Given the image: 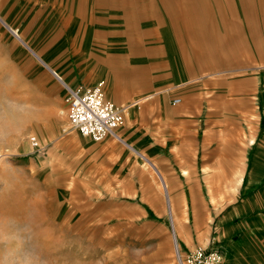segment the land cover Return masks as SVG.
I'll return each instance as SVG.
<instances>
[{
    "label": "rangeland",
    "instance_id": "1",
    "mask_svg": "<svg viewBox=\"0 0 264 264\" xmlns=\"http://www.w3.org/2000/svg\"><path fill=\"white\" fill-rule=\"evenodd\" d=\"M84 3L117 10L132 37L155 33L152 46L169 47L190 74L152 88L121 126L153 132L156 112L197 109L195 143L204 127L207 159L183 161L182 148L179 161L149 158L172 213L157 171L131 152L99 166L98 144L67 121L65 91L47 67L76 83L58 49L68 55L74 40L68 7L82 14ZM0 17V264H178L175 248L264 264V0H0ZM162 66H151L152 79ZM173 95L182 103L172 106Z\"/></svg>",
    "mask_w": 264,
    "mask_h": 264
},
{
    "label": "crops",
    "instance_id": "2",
    "mask_svg": "<svg viewBox=\"0 0 264 264\" xmlns=\"http://www.w3.org/2000/svg\"><path fill=\"white\" fill-rule=\"evenodd\" d=\"M93 6L95 7L92 11L91 3H84L82 14L80 9L75 11L73 5L69 6L67 10V17H70L67 18V26L71 29L70 34L73 35L74 40L70 36V45L66 52L68 55L62 56L60 48L58 55L59 59H71V64L76 67L74 69L76 83L68 84L69 86H92L97 82L104 81L106 98L117 106H126L125 114L129 119L136 105L135 102L141 98H152L156 93L153 89L174 87L190 81L188 80L190 74L182 75L181 71L175 68V62L171 60L173 53L168 49L169 47L152 46L151 42L157 38L155 33L149 35L145 32L144 36L142 34L137 38L134 35L132 37L131 34L125 33L124 24L121 22L120 13L117 10L109 11L105 5L99 3ZM3 21L0 17V22L8 29L7 23ZM56 41L61 45L59 38ZM58 43L57 45H59ZM154 64L157 69L159 65H166V67L162 66L166 68V73L160 79H152L151 66ZM83 78L89 82H83ZM194 96L199 98V95ZM175 97L171 96L170 103L171 99ZM189 98H193V94L186 95L184 99ZM179 99L181 102L180 97ZM186 104H188V100H186ZM184 109L186 110L185 115L180 117H177L176 112L174 113L172 110L156 112V118L160 120L161 125L153 132H148L145 129H136L133 132L120 127L118 134L123 138L125 144L117 142V145L108 137L99 143H94L87 138L81 137V139L84 142L98 144L96 155L99 159V166L120 165L124 159L123 162L120 161L117 164L116 158L120 160L121 156L126 155L130 160L129 152L138 155L142 163H152L149 158L154 157L157 162L179 161V148L184 151L183 161L205 160L207 153L204 127L201 130L202 143H195V138L199 134L197 109H190V107ZM168 118L169 121L171 120L169 124L166 121ZM201 119L204 124L205 120ZM253 151L254 157L261 154L257 148ZM191 179L184 178L183 182H189ZM172 182L175 183L176 179L168 180L169 185ZM166 195L168 198L169 194Z\"/></svg>",
    "mask_w": 264,
    "mask_h": 264
},
{
    "label": "built area",
    "instance_id": "3",
    "mask_svg": "<svg viewBox=\"0 0 264 264\" xmlns=\"http://www.w3.org/2000/svg\"><path fill=\"white\" fill-rule=\"evenodd\" d=\"M58 80L65 91L66 117L71 129L75 130L80 137L94 143L102 142L108 137L125 144L118 131L124 123L126 106H117L106 98L104 81L92 86L70 87L62 80ZM171 103L175 106L181 102L175 97L171 99ZM28 140L32 147L38 145L35 138L30 137ZM175 256L178 264H219L220 260L215 253L205 254L200 249L191 251L183 257L178 248H175Z\"/></svg>",
    "mask_w": 264,
    "mask_h": 264
},
{
    "label": "bare ground",
    "instance_id": "4",
    "mask_svg": "<svg viewBox=\"0 0 264 264\" xmlns=\"http://www.w3.org/2000/svg\"><path fill=\"white\" fill-rule=\"evenodd\" d=\"M11 33H12V35L15 36L16 39H18V40H19V41H20L25 47L28 48V50L30 51V53L35 54L34 50H33L32 48L30 49V47L26 44V42L18 36V34L16 33L15 30L12 31V29H11ZM40 60H41V62H42V59H40ZM47 68H48V70H50V72L53 73V75H54L55 77H57V79L62 80V79L59 77V74H57L55 71H53V69H51L50 67H47ZM62 82H63V81H62ZM7 112H8V110H7ZM9 112H12L11 109L9 110ZM23 117L27 118V117H28V114H26V115L23 116ZM147 164L150 165V167H152L155 171H157V172L159 173L160 178H161V184H162V187L165 188L166 191H167V193H168V190H167L168 188H167V186H166V182H165V179H164V177H163V174H162L160 171H158V170L156 169V167H155V165H154L153 163H147ZM167 199H168V205H169V208H170V213H172V205H170V203H169V199H170L169 196H168Z\"/></svg>",
    "mask_w": 264,
    "mask_h": 264
}]
</instances>
